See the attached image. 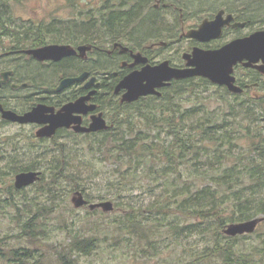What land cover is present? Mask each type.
<instances>
[{
	"label": "trees",
	"instance_id": "16d2710c",
	"mask_svg": "<svg viewBox=\"0 0 264 264\" xmlns=\"http://www.w3.org/2000/svg\"><path fill=\"white\" fill-rule=\"evenodd\" d=\"M18 1L21 0H0V35L20 36L21 42L25 40L24 35L33 31L37 35H55L50 32L59 24L56 18L47 23L17 25L44 26L46 30H7L13 25L11 3ZM184 1L195 6L202 0ZM248 1L255 7V14H260L254 19L263 21L264 0ZM118 15L112 13L107 18L113 23L118 21L117 30L94 33L95 38H119L118 28H130L136 19L129 13ZM162 25L158 11H153L140 21L135 31L125 32L124 36L132 42L143 43L158 36L152 30ZM79 27L86 31L91 22L81 20ZM33 68L25 67L20 72L28 74ZM249 75L264 89V81L257 72L250 71ZM114 83L112 80L111 86ZM172 86L171 91L160 96L114 107L119 110L136 105L132 116L136 113L143 118L142 126L139 121L130 120V113L127 120L119 115L117 127L111 128L109 133L80 137L84 139V147L78 139L76 145L56 144L49 148L52 152L47 149L15 160L13 170L8 171L10 174L39 166L42 174L33 184L32 196L24 194L26 188L16 189L12 184L7 187L5 196L0 193V204L8 202L15 209L8 217L14 226L9 224L6 225L8 231L0 230V264H78V257L90 255L100 249L103 242L113 248L125 247L124 243L137 257L149 252L144 257L157 259L161 254L157 251L160 244L177 243L192 235L207 240L203 248L183 251V262L178 260L177 253L170 262L161 260L159 263L264 264V222L252 233L229 236L223 232L228 223L249 220L259 214L264 216V95L233 100L234 103L229 101L227 113L213 115L210 111L204 112L202 103L180 108L176 100L177 94L188 88L193 90L190 93L196 94L197 87L213 86L209 80L192 77L176 80ZM224 91L223 98L233 96ZM237 108L244 112L242 116L235 112ZM95 152L101 155L96 160L111 162L113 169L97 171L95 160L88 156ZM143 180L148 182L149 188L142 192L150 196L146 205L139 206L138 202L127 198L140 190L138 185L141 186ZM75 190H80L89 202L114 201V211L121 213L115 215L105 229H116V232L88 230L94 224L87 220L95 218L99 209H86L80 219L83 224H74L73 229H68L65 242L53 248L50 215L57 212L56 219L63 223L67 221L66 215L75 218L76 208L66 204L67 198L65 200L68 193ZM123 197H127L126 200ZM4 225L2 223L0 229Z\"/></svg>",
	"mask_w": 264,
	"mask_h": 264
},
{
	"label": "flooded vegetation",
	"instance_id": "af4514ba",
	"mask_svg": "<svg viewBox=\"0 0 264 264\" xmlns=\"http://www.w3.org/2000/svg\"><path fill=\"white\" fill-rule=\"evenodd\" d=\"M153 11H158L163 21L162 27L152 30L158 36L143 43L128 40L124 33L137 29L140 21L152 15ZM112 13L115 16L117 13L118 16L129 13V16L136 19L132 21L130 28H118L121 33L119 38L104 39L100 36L95 39L94 33H109L113 28L117 30L120 25L118 21L114 20L113 23L107 19ZM83 14L91 22V27L86 31L79 27L80 21L86 19L70 17L66 20L57 19L59 24L55 26L56 30L50 32L55 35H37L33 30H46V27L34 25L7 28L32 30V33L24 35L25 40L22 42L20 36L0 35V161L4 162L3 168L8 171L13 170L17 158H28L46 152L47 149L50 151L51 149L45 147L47 145L75 144L80 137L89 138L96 134L109 133L111 128H116V120L122 113L114 107L117 104L123 106L133 103L121 101L125 90L115 92L116 84L128 73L140 70L146 64L154 66L163 61H167L171 67L185 68L187 60L183 58V53H191L194 48L217 49L232 40L264 30V20L254 19L260 14H255V7L248 0H202L195 6L184 0H108L91 9L90 14ZM216 18V25H211L213 29L211 27L205 34L208 38L198 39L186 35L201 24L213 22ZM22 21L35 23L31 18ZM72 21L77 25L67 23ZM48 44L68 45L75 52L58 59H39L27 52L28 49ZM79 46H85V50L82 52ZM135 53L146 58V62L134 63ZM245 62V59L238 62L233 69L235 83L242 91L231 94L241 95L250 90L254 92L258 88L257 82L250 75L239 76L238 70L247 71L248 74L250 71L257 72L260 78H264L263 72L252 65L245 66ZM261 63L262 61L257 62ZM30 66L35 68L22 75L20 70ZM83 72H87V75L82 80H73L61 86L65 78H75ZM112 80L115 82L113 86ZM176 80L178 79L170 80L169 84L158 88V91H169ZM220 87L227 90L225 85ZM91 91L94 92L89 95ZM255 95L263 96L264 92H254L253 96ZM86 96L88 97L84 101L71 108L67 115L69 125L56 127L50 135H37V131L48 126L65 105ZM152 96L158 95L148 94L139 100ZM38 106H42L43 111L35 121L20 122L3 116L5 111L23 115ZM97 116L108 126L107 129L88 132L75 129V126L88 127L93 117ZM32 170L42 172L40 166Z\"/></svg>",
	"mask_w": 264,
	"mask_h": 264
},
{
	"label": "water",
	"instance_id": "95a60500",
	"mask_svg": "<svg viewBox=\"0 0 264 264\" xmlns=\"http://www.w3.org/2000/svg\"><path fill=\"white\" fill-rule=\"evenodd\" d=\"M216 22L217 18L213 22L203 23L199 28L189 31L186 35L198 39H206L208 38L205 36L206 32L212 27L211 25H216ZM215 34L218 33H214V35ZM84 48L85 46H79L82 52L85 50ZM124 49L126 48L124 47ZM27 52L39 59H58L61 56L73 54L75 51L68 45L48 44L38 48L28 49ZM183 58L187 60V67L185 68L171 67L168 65L167 61H163L154 66L146 64L142 69L134 70L121 78L115 86V92L122 89L125 90L122 93L121 101L132 102L148 94L160 95L158 88L169 84V81L172 79H182L192 76L205 77L213 83L226 85L232 92H240L242 88L235 84V77L232 74L235 64L245 59L247 60V62L244 63L245 66L252 65L264 73V30H257L248 36L232 40L217 49L205 50L194 48L191 53H183ZM259 61H262V63L257 64ZM135 62H146V58L142 57L139 53H135L134 63ZM86 75L87 72H83L78 77L65 78L62 80L61 86L73 80H82ZM93 92L94 91H91L89 95ZM88 96L80 98L74 103L65 105L62 112H59L56 116L54 115V120L50 121L48 126L37 131V135H50L54 132L56 127L69 125L70 122L68 121L69 119H67V115L72 110L71 108L84 101ZM90 108L92 109L93 106ZM42 111V106H38L23 115L5 111L3 112V116L11 120L28 122L37 120L38 115L41 114ZM107 128L108 126L99 116L93 117L88 127L75 126L77 131L87 132ZM39 178L40 171H20L14 175V186L20 189L34 183ZM71 202L76 208L88 205L91 210L101 208L103 211H111L113 209V203L111 201L88 203L83 193L79 190L73 192ZM261 222H264V216H256L245 221L231 222L225 226L223 232L229 236L252 233Z\"/></svg>",
	"mask_w": 264,
	"mask_h": 264
},
{
	"label": "rangeland",
	"instance_id": "374dc122",
	"mask_svg": "<svg viewBox=\"0 0 264 264\" xmlns=\"http://www.w3.org/2000/svg\"><path fill=\"white\" fill-rule=\"evenodd\" d=\"M108 1V0H21L18 2L11 3V20L13 22L14 26L20 25L22 23H25L22 21V19L31 18L35 20V23L39 22H51L52 20L64 18L65 20L70 17H78L81 19H87L86 14H90L91 9H94L95 7H98L101 2ZM82 11V12H80ZM79 15V16H78ZM80 19V20H81ZM32 22V21H31ZM53 23V22H52ZM69 23V22H67ZM71 24V23H70ZM12 25V27H13ZM127 37V36H126ZM125 42V41H124ZM179 45H176L178 47ZM239 76H249L247 71L244 70H238L237 71ZM262 81H264V78H261ZM174 86L171 87V89ZM171 91V90H169ZM193 90L191 88H188L187 91H184L182 93L177 94V101L180 103V108H190L196 105L197 103H202L203 110L210 111L213 113V115H217L219 113L225 114L228 111V108L226 106H229V101H238L241 98H248L249 96H253L254 92H257V94H260L264 92V89L262 87H258L257 89H254L253 91H247L241 95H238L237 98H234L233 96L227 97L226 99L221 96V93H224V89H222L219 86H210L208 89H203L201 86L196 88V94L190 93ZM195 91V90H194ZM229 93V92H228ZM198 94V95H197ZM231 94V93H229ZM114 103V102H113ZM234 103V101L232 102ZM136 105H130L125 106L124 108H119L123 115V117L127 120L129 118L128 113L133 114V112L137 109ZM203 112V113H204ZM235 112L238 113L240 116L244 114V112L241 111V109L237 108L235 109ZM133 122H138L139 125L142 126L143 118H140L136 115L132 116L130 118ZM136 129L138 127L136 126ZM81 145L85 142L84 139H79ZM73 145H76L73 144ZM47 148H50L52 146L47 145L45 146ZM81 147V146H80ZM84 147V145H83ZM9 149V147H7ZM88 156L92 157L95 160L96 170L99 171H110L113 169V164L111 162H101L96 159L100 158V154L96 153L94 155L89 154ZM99 157V158H98ZM4 162L0 161V193L5 196L7 192V187L10 186V184L13 185V178L14 174H9L7 169H4ZM144 166V164H143ZM42 169V168H41ZM99 169V170H98ZM6 172V173H2ZM145 180V179H144ZM143 180V184L140 186V190L135 191L130 197H123L124 200L126 198L129 201H136L138 202L139 206H144L149 201L150 193L148 192H142L145 188L148 190L149 185L148 182ZM66 183V182H65ZM137 186V187H138ZM102 189V188H101ZM35 190V185H31L26 188L24 191L25 195L32 196ZM85 197V195H84ZM67 198V203L70 204L72 207L74 205L71 202V194L68 193V195L65 197V200ZM86 198V197H85ZM87 199V198H86ZM100 201H111L113 203V209L111 211H103L101 208H99L98 212L96 213L95 218L91 220H87L89 223H93V226H89L87 228L88 230L96 229L99 230L101 233H113L116 232V229L107 231L105 229V225L108 222H112L113 217L115 215H118V213H121V211H114L115 205L114 201L112 199H106V200H98L95 199V201H91L89 203H95ZM135 205V204H134ZM87 207L84 206V208H76L75 218H70L68 215L65 216L67 218V221L65 223L60 222L56 219V214H51L49 218V229L52 233L51 235V244L53 245V248L58 247L62 245L65 242V237L67 235L68 229H73L74 224L82 225V220H80L84 214H86V209H89L88 205ZM14 208L9 205L8 202H5L3 204H0V226L2 223H4V227L0 230L8 231V225L11 224L14 226L13 223H9L8 217L13 214ZM8 212L10 214H8ZM108 214V215H105ZM261 215V214H259ZM262 216V215H261ZM86 220V219H83ZM7 225V226H6ZM264 229V226L262 227ZM15 231L13 230L12 233ZM207 240H202V238H199L198 235H192L189 236L187 239H181L177 243H171L169 241L166 242V244H160V246L157 247V251H159L160 257H144L145 255L149 254L146 253L143 254L142 257H137L136 255L131 253V249L126 248V246L123 243V246L120 248H113L111 245H107V242H103L101 245V248L92 252L88 256H80L78 257V264H160L159 262L162 260L164 263H168L171 261V257L175 256V254L179 253L177 258L178 260L182 261L184 260V252L194 250L198 251V249L203 248L204 243H206ZM181 245V246H180ZM138 251L141 252V247H137ZM184 251V252H183Z\"/></svg>",
	"mask_w": 264,
	"mask_h": 264
},
{
	"label": "bare ground",
	"instance_id": "6f19581e",
	"mask_svg": "<svg viewBox=\"0 0 264 264\" xmlns=\"http://www.w3.org/2000/svg\"><path fill=\"white\" fill-rule=\"evenodd\" d=\"M95 31V30H94ZM98 33V32H97ZM90 35V34H89ZM103 35V34H102ZM104 36V35H103ZM86 38V37H85ZM84 38V39H85ZM94 39V38H93ZM96 39V38H95ZM170 98V97H169ZM167 102H168V99H167ZM149 112V111H148ZM59 145H69V144H59Z\"/></svg>",
	"mask_w": 264,
	"mask_h": 264
}]
</instances>
